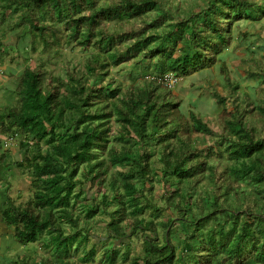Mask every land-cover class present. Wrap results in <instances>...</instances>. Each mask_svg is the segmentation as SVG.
<instances>
[{
  "label": "trees",
  "instance_id": "trees-1",
  "mask_svg": "<svg viewBox=\"0 0 264 264\" xmlns=\"http://www.w3.org/2000/svg\"><path fill=\"white\" fill-rule=\"evenodd\" d=\"M203 1L194 12L179 0H0V64L12 31L47 55L25 66L14 84L0 85V135L19 140L22 158L13 164L27 171L32 188L23 203L7 197L2 220L20 246L47 239L42 245L53 255L38 262L19 255L6 264L93 261V248L70 259L73 243L86 240L72 209L78 201H90L88 217L108 211L116 239L142 232L141 255L129 258L128 245L123 252L109 246L102 252L106 264L128 258L130 264H264V87L255 99L235 101L241 110L217 145L219 136L195 112L185 115L168 82L213 66L236 21L264 18V0ZM182 12L186 18L173 20ZM66 42L89 54L79 68L65 62L64 74L55 76L42 63ZM126 63L137 70L129 73L132 82L140 81L125 84L111 75ZM244 71L264 84L263 63ZM112 121L120 126L115 133ZM194 131L211 141L207 150L198 149ZM82 166L84 179L77 174ZM157 180L173 190L150 194ZM83 181L102 188L104 182L108 193L103 188L100 199L87 198L78 189ZM159 229L161 241L154 237Z\"/></svg>",
  "mask_w": 264,
  "mask_h": 264
},
{
  "label": "rangeland",
  "instance_id": "rangeland-1",
  "mask_svg": "<svg viewBox=\"0 0 264 264\" xmlns=\"http://www.w3.org/2000/svg\"><path fill=\"white\" fill-rule=\"evenodd\" d=\"M173 1V0H169ZM182 3V9H192L194 12L198 11L200 7L204 6L203 0H179ZM187 13L182 12L181 14L175 15L173 20H179L187 17ZM16 18V16H13ZM168 22V21H166ZM1 29V28H0ZM20 30H16L15 33H19ZM12 32H9L4 36V41L10 42L8 49V55L5 58L3 64H0V85L3 83L14 84V77L17 76L25 66L29 65L34 67L41 60L39 57L44 59L47 58L46 52L41 49L38 45L35 50L31 49L29 40L27 38L18 39L11 37ZM264 18L259 21H251L248 19H242L236 21L232 27V38L227 46L220 54H218L217 62L210 68H203L197 71H193L187 75L177 77L173 84V91L179 97L182 102V108L185 110V115L189 117V111L195 112L199 117L203 118L209 124L210 130L217 134L220 138L221 135H228L229 127H225L229 121L234 120L233 115L236 111H240L241 108L235 105V101L243 100L244 95L248 98H257L260 89L264 87V84H259L258 80L251 76H248L244 71L245 66H249L250 70L257 69V63H263L264 65ZM26 39V40H25ZM15 42V44H13ZM69 42V41H68ZM66 42L59 50L58 55H53L46 63H42V68L52 70V74L55 76H62L66 71L64 68L65 62L71 63L70 66L79 68L81 64V58L84 55H88L89 52H83L78 46L71 47L70 43ZM83 69V68H82ZM130 72H136V69H131L130 64L126 63L122 68L112 67L110 70L111 75L116 79L119 78L126 83H136L140 81L141 76L137 77V80L132 82L130 78ZM168 81H173L170 76ZM236 84L237 89H230L229 85ZM3 88L0 87V105L4 103L1 93ZM219 100H217V99ZM253 103H250V106ZM235 121V120H234ZM113 122V121H112ZM249 126V122H247ZM118 123L113 122L111 132L115 133L119 128ZM190 132L191 131L190 129ZM192 136L195 137V142L199 150H207L208 144L211 142L207 136L194 131ZM234 136V135H233ZM212 140V138H211ZM217 140V139H216ZM219 140V139H218ZM217 142V141H216ZM31 147V145H30ZM29 147V148H30ZM136 151L140 150L139 145L136 146ZM5 152V161L0 163V190L6 188L9 198L16 204L25 202L32 195L31 191V178L27 171L22 172L13 163L16 160L22 158V152L19 147L18 139H9V137L0 135V153ZM7 167L6 170H3ZM116 169L121 167L115 166ZM84 167L77 173L78 178L84 179L80 175ZM12 173L16 175L13 178ZM108 181V180H107ZM91 181H83L81 187L83 194H86L87 198H96L97 200L102 197L103 188L108 193V184L103 182L102 185ZM10 184V187H7ZM99 187H97V185ZM102 188V189H101ZM149 188V183L146 182V192ZM173 187L164 185L161 181H154V188L149 192L150 194L163 196L164 192H170ZM87 202L85 205H80L79 201L72 207L74 209V215L78 217L77 229L83 233L86 240L78 242L77 240L73 243L72 248L75 254L71 255L70 259H78L84 256V252L93 248L94 260L85 264H106L102 252L106 247L112 246L114 249L119 248L121 252L124 251L125 245H128L130 250V257L134 254L141 255L142 250V232L138 231L130 236L127 233L124 238H117L108 227V223L111 220V216L108 211H98L94 216L88 217L85 214V209L88 208ZM100 204V202H96ZM163 205V202H159ZM113 205H109L107 210H112ZM4 209V207H3ZM65 234H71L72 229L69 225L65 224ZM88 232L83 231L84 229ZM130 232V231H129ZM11 233V231H10ZM152 234V233H151ZM45 237V234H43ZM163 236V230L159 229V233L154 237L161 241ZM79 237V235H78ZM10 239V238H9ZM43 239V238H42ZM47 242V239H43ZM43 241H36L30 243L25 247L15 244L9 241L8 246L15 248H9L4 251V256L0 260L2 261L9 256V258H16L15 256L24 257L28 256L35 262L40 261L42 258L53 259L52 249L44 248L42 245ZM119 246V247H118ZM178 253V250H177ZM10 258V259H11ZM124 262L118 261L117 264H130V259ZM9 259V260H10Z\"/></svg>",
  "mask_w": 264,
  "mask_h": 264
},
{
  "label": "crops",
  "instance_id": "crops-1",
  "mask_svg": "<svg viewBox=\"0 0 264 264\" xmlns=\"http://www.w3.org/2000/svg\"><path fill=\"white\" fill-rule=\"evenodd\" d=\"M4 170V169H3ZM8 187V186H7ZM8 194H7V190L6 188H3L2 191L0 190V260L3 258V256L5 255L4 254V251L6 249H9V248H15L13 246H15V244H18L16 243L14 240H13V237L10 233V231L12 232V228L8 226L7 223L3 222L2 220V210H3V207H5L6 205V199H7ZM11 241L13 242V246H8L9 244V241L10 239ZM11 258V257H10ZM9 256H7L3 261H2V264H6L7 260L10 259ZM1 264V263H0Z\"/></svg>",
  "mask_w": 264,
  "mask_h": 264
},
{
  "label": "clouds",
  "instance_id": "clouds-1",
  "mask_svg": "<svg viewBox=\"0 0 264 264\" xmlns=\"http://www.w3.org/2000/svg\"><path fill=\"white\" fill-rule=\"evenodd\" d=\"M172 77V76H171ZM175 78V77H174ZM174 78H173V82L172 83H174L176 80H174ZM169 83H170V81H168ZM229 122H231V121H229ZM228 122V123H229ZM11 235H12V232H11Z\"/></svg>",
  "mask_w": 264,
  "mask_h": 264
},
{
  "label": "built area",
  "instance_id": "built-area-1",
  "mask_svg": "<svg viewBox=\"0 0 264 264\" xmlns=\"http://www.w3.org/2000/svg\"><path fill=\"white\" fill-rule=\"evenodd\" d=\"M173 81H170V83H172Z\"/></svg>",
  "mask_w": 264,
  "mask_h": 264
}]
</instances>
